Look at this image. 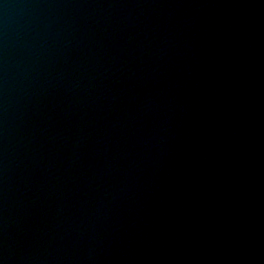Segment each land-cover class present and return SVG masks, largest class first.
<instances>
[{
  "label": "water",
  "instance_id": "water-1",
  "mask_svg": "<svg viewBox=\"0 0 264 264\" xmlns=\"http://www.w3.org/2000/svg\"><path fill=\"white\" fill-rule=\"evenodd\" d=\"M0 264H264V0H0Z\"/></svg>",
  "mask_w": 264,
  "mask_h": 264
}]
</instances>
